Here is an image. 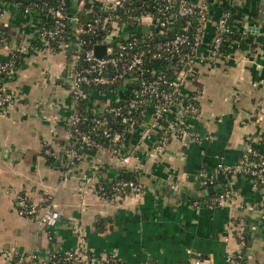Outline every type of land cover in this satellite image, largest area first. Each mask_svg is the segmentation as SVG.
Segmentation results:
<instances>
[{
    "label": "crops",
    "instance_id": "1",
    "mask_svg": "<svg viewBox=\"0 0 264 264\" xmlns=\"http://www.w3.org/2000/svg\"><path fill=\"white\" fill-rule=\"evenodd\" d=\"M229 3L234 26L248 32L249 40L233 41L211 56L209 34L204 36L180 86L183 96L199 94V110L188 119L189 133L172 135L160 152L153 148L161 126L143 125V134L133 133L122 154L100 146L71 170L47 163L43 144L58 154L57 141L65 138L71 55L25 54L23 65L4 80L14 100L0 108V264H26L31 254L37 264H51V250L88 251L94 258L87 264H106L109 254L126 264H225L239 249L236 218L253 226L246 255L252 264H264V229L256 222L263 194L250 178L227 177L234 194L222 206L208 209L189 201L206 188L198 185L199 171L214 173L219 164L241 162L264 131V0ZM220 6L221 0L209 5L214 12ZM0 24L15 40L30 41V22L21 14L4 11ZM6 56L0 48V60ZM123 166L141 167L139 194L103 196L86 180L113 179ZM21 196L57 209L56 224L19 214Z\"/></svg>",
    "mask_w": 264,
    "mask_h": 264
},
{
    "label": "built area",
    "instance_id": "2",
    "mask_svg": "<svg viewBox=\"0 0 264 264\" xmlns=\"http://www.w3.org/2000/svg\"><path fill=\"white\" fill-rule=\"evenodd\" d=\"M217 0H2L4 11L15 12L30 22L32 35L28 43L16 40L13 44L1 37L0 48L7 50L5 59L0 60V71L13 75L14 50L27 53V49L45 53L61 52L71 55L66 81L70 96V113L65 129V138L100 147L90 135L82 130L79 121L84 114L79 110L83 101L91 96L90 121L93 128H99L108 141V147L122 154L125 138L133 133L143 134L141 127L165 126L170 134L189 133L186 120L198 112V93L183 96L181 84L188 78L190 67L196 59L198 47L206 42L209 34L210 55L221 54L220 46L231 32L232 18L230 0H221L217 12L210 9V2ZM81 13L91 15L86 18ZM231 21V23H230ZM3 26V25H2ZM7 31L8 28L3 26ZM10 32V31H9ZM171 32V33H170ZM85 35L94 39L85 38ZM208 41V40H207ZM104 45L96 55L94 46ZM3 61V62H2ZM165 64L171 74L165 75ZM187 66V67H186ZM0 85V108L12 103V92ZM97 88L98 91L90 90ZM151 98V101H148ZM191 98V100H188ZM110 117L123 118L125 123L118 129L110 123ZM113 122V121H112ZM172 136V135H171ZM168 133L157 136L153 151L160 152L167 145ZM249 149L250 155L237 164H219L214 173L198 172L197 182L201 188L217 183V172L222 170L243 172L260 189L264 200V143ZM60 144L59 141H57ZM46 153H55L51 144ZM61 144L59 149H61ZM69 167L82 159L84 153L73 148H64ZM251 156H253L251 158ZM91 182L92 190L105 194L106 188L98 182ZM129 188L130 193L139 194L142 185L132 180L116 181L112 186L113 195H122ZM233 190L227 185L222 191L208 194L204 201L195 200V205L203 204L213 209L228 203ZM18 213L32 216L47 226L56 224L59 211L50 206H40L21 196ZM237 227L238 246L244 244L243 235ZM264 228V224H263ZM62 254L63 264H87L94 258L88 251H50V257ZM116 255V254H114ZM233 253L225 258V264H234ZM35 258V254L28 259ZM115 256H106V264H121ZM55 260L52 264H60ZM143 264H157L146 260Z\"/></svg>",
    "mask_w": 264,
    "mask_h": 264
},
{
    "label": "trees",
    "instance_id": "3",
    "mask_svg": "<svg viewBox=\"0 0 264 264\" xmlns=\"http://www.w3.org/2000/svg\"><path fill=\"white\" fill-rule=\"evenodd\" d=\"M71 1V0H69ZM2 0H0V11L1 9L4 7L2 4ZM229 9L231 10V18L233 16V9L231 7V5H229ZM80 16L82 17H86L89 18L91 17V15H88L86 13H81ZM231 23V21H230ZM171 33V32H170ZM4 37L6 39L7 42H9L10 44H15L14 42L16 41L14 38V36H12L11 32L7 31L1 24H0V38ZM85 38L88 39H94L93 36L90 35H85ZM226 40L221 44L220 46V51L222 53V50L225 48L226 45L230 44L233 41H239L241 43H247L249 40L250 35L248 34V32H246L245 30H241L238 29L234 26V24L232 23V27H231V32L225 35ZM1 40H0V45H1ZM33 49L30 48V45L27 49V53L32 52ZM25 54L21 52L20 50H14V56H13V62H12V74H15L16 71L23 65L24 60H25ZM3 62V61H2ZM1 63V62H0ZM165 66V71L164 74L165 75H169L171 74V71L168 67L167 64L164 65ZM8 77V73H6L5 71H0V85H4V80H6V78ZM8 90V88H6ZM91 92H95L98 91L97 88H94L93 90H90ZM195 94V93H194ZM188 100H191V98H189ZM148 101H151V98H148ZM91 106V96L86 99L85 101H83L81 103V105L79 106V110L84 114V116L81 118V120L79 121V126L82 130L85 131H89L90 135H92V138L98 142L99 145L101 146H109L108 141L105 139V137L101 134V131L99 130V128H93V122L90 121V108ZM111 120V124L114 126L115 129H118L120 125H123L125 123V121L123 120V118H117L114 119L113 117H110ZM113 121V122H112ZM163 123V127L160 128L157 132H156V137L163 133L166 132L168 133V140L166 143H168L171 139V135H180L177 133H172L170 134V130L165 126V121L162 122ZM188 125V121L186 120L185 126L187 128ZM260 137V143L263 144L264 143V131H261L259 134ZM130 136H127L125 138V144L128 143ZM60 144H61V149H59L58 154L57 153H46L45 152V148L48 147V145H46L45 143L42 146V154L45 157V160L47 163L56 166V167H62L63 169H67L69 167L68 165V158L66 156V152L64 150V148L69 147V148H73L79 152L84 153V155L86 154H90L92 152H94V150H96L98 147L94 146V145H90V144H85L84 142H79L75 139H73L72 137L68 140L66 138H61L58 139ZM255 148V147H253ZM252 148V149H253ZM260 154H262V156L264 157V150L259 151ZM251 151H248L246 153V155H250ZM253 156H251L252 158ZM81 159L77 160L75 165H77V163L80 161ZM71 166L70 169H73V167L75 166ZM232 174H240V175H244L246 177H250L247 174H244L243 172H235L232 173L231 171H227V170H222L221 169V176L219 178H217V183H219V187L217 189V191H222L227 187V177H229ZM142 169L140 166H133V167H126L123 166L118 170L117 175L110 180H99L98 183L103 185L104 188H106V192L105 194H100L103 196H112L113 195V190H111V186L116 182V181H123V180H132L135 183L138 184H142ZM143 188V186H142ZM126 193H130L129 192V188H126ZM122 194V195H124ZM209 197V195H200V194H194V196L189 198V201L191 203H193L195 200L198 201H204ZM262 209L263 212L260 215V217L257 219V224L260 226V228H263V224H264V200L262 203ZM234 223L237 224V222L241 221V225H239L241 234L243 235V240H244V244L242 246H239V249L236 250L233 254V260H235L234 264H252L251 260L249 259V257L246 255L247 249L248 247V243L253 239V226L251 225V223H249V221L246 218H243V220H239V218H236L233 220ZM264 229V228H263ZM234 235L235 238L237 240V242L239 241V237L237 235V230H234ZM108 256H115L118 260L119 263L121 264H126L122 259H120L117 255L114 254H109ZM62 254H56L54 257H50V262L52 264L53 261L55 260H60L59 263L63 264L62 260H61ZM31 261H28L26 264H37L34 259H29ZM153 261V260H150ZM154 262V261H153Z\"/></svg>",
    "mask_w": 264,
    "mask_h": 264
},
{
    "label": "water",
    "instance_id": "4",
    "mask_svg": "<svg viewBox=\"0 0 264 264\" xmlns=\"http://www.w3.org/2000/svg\"><path fill=\"white\" fill-rule=\"evenodd\" d=\"M263 13H264V10H263ZM263 15H264V14H263ZM249 27H251V26H249ZM103 48H104V45H102V44H97V45H95V46H94L95 54H96V55H103V52H101V51L103 50ZM186 67H187V66H186ZM165 187H166L167 189H169L171 192L174 191L173 188L169 187V184H166ZM218 187H219V183H215V184H213V185H209V186H207V187L202 191V192H203L202 195L212 194V193H214V192L218 189ZM256 234H257V233H256ZM249 245H251L250 242H249ZM249 253H252V250H249Z\"/></svg>",
    "mask_w": 264,
    "mask_h": 264
}]
</instances>
